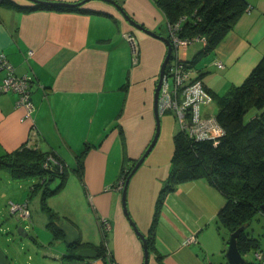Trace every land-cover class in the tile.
<instances>
[{
    "label": "crops",
    "instance_id": "1",
    "mask_svg": "<svg viewBox=\"0 0 264 264\" xmlns=\"http://www.w3.org/2000/svg\"><path fill=\"white\" fill-rule=\"evenodd\" d=\"M116 1L136 22L167 36L163 33L167 21L155 0ZM246 2L249 7L232 28L195 64L194 75L211 93L222 94L239 85L264 57V0ZM33 4L30 0L0 2V52L16 74L32 77L34 104L25 117L24 110L15 106L16 94L0 92V154L26 144L75 164L85 147L86 152L82 177L72 172L78 180L72 182L74 191L61 198V205L55 198L64 187L45 199L57 215L51 222L62 238H55L47 219L40 222L41 232L33 227L35 236L23 230L26 234L17 237L12 231L15 221L32 218L30 212L29 217L11 214L10 202L26 203L28 208L24 193L39 179L13 178L7 171L0 175L4 182L0 185L5 187L0 186V264H142V240L123 211V187L117 186V179L122 167L136 161L154 135L153 91L166 45L130 25L103 0L80 5L86 11L30 8ZM125 34L133 37L135 49ZM218 61L222 67L216 65ZM3 75L0 71V83ZM216 111L207 105L202 113L215 115ZM172 152L173 143L172 148L153 147L127 183V210L144 235ZM24 178L28 180L19 181ZM33 192L41 202L42 189ZM224 202L219 190L203 179L179 183L165 195L158 215L155 246L161 257L150 251L147 264H221L224 249L215 216ZM59 218L64 222L59 223ZM102 218L110 223L106 254L81 248L67 257L70 241L101 242ZM261 233L257 237L264 251ZM190 237L194 240L187 242Z\"/></svg>",
    "mask_w": 264,
    "mask_h": 264
},
{
    "label": "trees",
    "instance_id": "2",
    "mask_svg": "<svg viewBox=\"0 0 264 264\" xmlns=\"http://www.w3.org/2000/svg\"><path fill=\"white\" fill-rule=\"evenodd\" d=\"M155 3L165 15L167 24L180 21V37L192 39L191 43L201 42L202 48L190 60H181L185 66L194 69L249 7L246 0H155ZM40 7L86 11L80 6L37 3L30 8ZM205 88L217 105L214 116L223 135L216 143L211 139H190L179 130L173 135L169 170L157 194L148 232L144 235L149 252L157 253L158 258L161 255L155 246V228L164 197L179 183L193 179L207 181L224 197L225 202L215 216L218 227H224L230 233L239 226H246L236 238L240 253L244 256L250 249H254V253H264L260 250L259 238L246 231L253 217L262 212L261 205L264 204V57L239 85L230 86L224 93H211ZM85 152L86 147L77 155L72 168L79 178L82 177ZM49 155L55 161L47 159ZM134 163L122 167L117 183L124 182ZM0 170L9 172L13 178L38 177L39 181L32 185L31 192L42 189L41 203L49 216L48 225L55 237L62 238L61 230L51 222L57 215L47 206L45 199L63 187L64 163L52 151H41L23 144L14 151L0 154ZM55 175H60L61 181L52 189L47 181ZM105 234L98 244L78 240L68 242L67 257H74L81 248H93L100 255L106 254Z\"/></svg>",
    "mask_w": 264,
    "mask_h": 264
},
{
    "label": "built area",
    "instance_id": "3",
    "mask_svg": "<svg viewBox=\"0 0 264 264\" xmlns=\"http://www.w3.org/2000/svg\"><path fill=\"white\" fill-rule=\"evenodd\" d=\"M179 28L180 21L167 24L172 53L165 65L159 88L158 112L163 114L172 111L178 124V130L188 138L196 140L211 139L216 143L219 137L223 135V129L214 115H204L202 113V106L205 107L211 104L213 98L206 90L203 81L197 76H192L195 69L185 66L178 57L177 50L179 47L186 46L192 41V39L180 37L178 34ZM124 36L135 49L133 37L130 34ZM195 39L200 40L198 37ZM173 51L175 52L174 55ZM29 54H31V51H29ZM216 65L222 67L220 61L216 62ZM0 71L4 72L0 83V92L15 93V106L21 107L24 110V116L29 117L34 110L31 99L32 77L27 74H16L13 65L3 52H0ZM47 159L54 160L51 155ZM123 183L120 180L117 186L122 188ZM9 209L11 214H16L19 217H29L26 203L10 202ZM100 226L103 233L110 229V223L105 218L101 219ZM193 240V237H190L187 242ZM254 256L257 264H264V253L256 251Z\"/></svg>",
    "mask_w": 264,
    "mask_h": 264
},
{
    "label": "rangeland",
    "instance_id": "4",
    "mask_svg": "<svg viewBox=\"0 0 264 264\" xmlns=\"http://www.w3.org/2000/svg\"><path fill=\"white\" fill-rule=\"evenodd\" d=\"M166 32H167V29L166 30L164 29L163 33L165 34ZM201 46H202V44L200 41L192 42L186 46H180L179 49L177 50L179 59L190 60L192 58V56L198 50L201 49ZM194 50H195V52L192 53ZM174 53L175 52L173 51V55H174ZM194 73H195V71L192 72V76H195ZM209 105L212 106L213 110H216L217 105L214 101H212L211 104H209ZM202 111H203V106H202ZM159 128H160L159 134H158L157 140H156L153 147H155L156 145H159V144H163V145L168 144L172 148V137L175 133L178 132V124L176 122V119H175L172 111H167L163 114H160V116H159ZM74 166H75L74 163H71L69 161L68 162L64 161V167L66 170L65 180H64V185H63L64 188L62 189V192H60L62 194H59L60 196H56V198H55L57 201V205L62 204L61 198H63L64 195H66L68 193H72L74 191V185L72 184V182L74 180H77L76 178H74V175H72V172H73L72 168ZM5 173H6V171L0 170V175H4V176L7 175ZM25 179L26 178H24V180H19V181L25 182L28 180V178H27V180H25ZM60 181H61L60 175H55L51 179L49 178V180L47 181V184H48L49 188L53 189L60 183ZM0 183L4 184L3 181H0ZM10 183L12 185H16V184H14L13 180H10ZM0 186H2V185H0ZM2 188L5 189V187H3V186H2ZM15 192H16V194L19 193L17 190H15ZM0 194L2 195L3 191L0 192ZM1 195H0V199L3 198ZM24 200L30 201L28 208H29V212L31 214L30 217L32 218L33 221L31 219L30 220L26 219L27 221H22L19 218L17 219V221H15V223L12 227V229H13L12 231H14V233H16L18 238H22V236L20 237L18 235L19 227H22L26 232H28V234L30 236H35L33 227L41 232V227H40L41 220H43V219L49 220L47 217L48 216L47 212L45 210H43L42 203L39 201L38 198H35L33 191L31 192V190L27 188V191L24 193ZM58 222L63 223L64 220L62 218H59ZM25 224H28V228L24 227ZM246 231L250 235H253L255 237L258 236V234H262L261 232H264V213H262V212L257 213L253 217V219H252L250 225L247 227ZM218 232H219V240L221 241L223 249H224L223 252L221 253V255L219 256V259L222 262L221 264H226L224 253H225V250L227 248V240H228L229 233L224 227H218ZM55 238H57V237H55ZM243 257H244V262L241 264H252V263L256 264V260L254 257V249H250L249 251H247Z\"/></svg>",
    "mask_w": 264,
    "mask_h": 264
},
{
    "label": "water",
    "instance_id": "5",
    "mask_svg": "<svg viewBox=\"0 0 264 264\" xmlns=\"http://www.w3.org/2000/svg\"><path fill=\"white\" fill-rule=\"evenodd\" d=\"M30 1L37 3V4H43V5L72 7V6H80L89 0H79L76 2L49 1V0H30ZM103 1H106V2L110 3L111 5H113L114 7H116L117 10L121 13V15L127 20V22L130 25H132L133 27H135L137 29L142 30L143 32L147 33L148 35H150L152 37H155V38L161 40L163 43H165L166 48H167L166 54H165L163 61L160 65L158 78H157V81H156V84L154 87V91H153V111H154V117H155V132H154V135H153L151 141L149 142L148 146L146 147V149L144 150L142 155L138 159H136L134 165L132 166L128 175L126 176V178L124 180V185L122 188V193H121V205H122L123 211H124L127 219L129 220L130 224L132 225L134 231L142 240L143 256H144L142 264H147L148 257H149L148 245H147L144 234L137 228L135 222L129 216V213L127 210V202H126V189H127V183L129 181V178L132 176V174L136 171V169L143 162L144 158L151 151L152 147L154 146V144L157 140L158 134H159V129H160L159 128V116H160V114L158 112L159 88H160L162 76L164 73L165 65H166V63L170 57V54H171L172 45H171V42L168 39V37L161 35L159 33H156L155 31H152V30L144 27L142 24L136 22L129 14H127L125 12V10L122 8V6L116 0H103ZM261 211L264 212V204L261 205ZM245 228H246V226L242 225V226L237 227L235 230H233L232 232L229 233L228 240H227V248H226L225 253H224L226 264H241L244 262V257L240 253V251L237 247L236 238L241 231L245 230ZM23 230L24 229L22 227H19V230H18L19 235L24 236L26 234L25 231H23Z\"/></svg>",
    "mask_w": 264,
    "mask_h": 264
},
{
    "label": "flooded vegetation",
    "instance_id": "6",
    "mask_svg": "<svg viewBox=\"0 0 264 264\" xmlns=\"http://www.w3.org/2000/svg\"><path fill=\"white\" fill-rule=\"evenodd\" d=\"M166 37H168V30H167V36ZM169 39V38H168ZM171 53H172V50H171Z\"/></svg>",
    "mask_w": 264,
    "mask_h": 264
}]
</instances>
